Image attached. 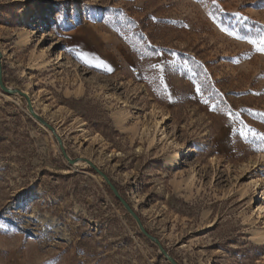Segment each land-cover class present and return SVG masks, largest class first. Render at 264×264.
Returning <instances> with one entry per match:
<instances>
[{"label": "rangeland", "instance_id": "1", "mask_svg": "<svg viewBox=\"0 0 264 264\" xmlns=\"http://www.w3.org/2000/svg\"><path fill=\"white\" fill-rule=\"evenodd\" d=\"M261 33L264 0H0L4 82L55 130L0 89V264H171L84 160L179 264H264L261 142L210 107L264 134Z\"/></svg>", "mask_w": 264, "mask_h": 264}, {"label": "snow or ice", "instance_id": "2", "mask_svg": "<svg viewBox=\"0 0 264 264\" xmlns=\"http://www.w3.org/2000/svg\"><path fill=\"white\" fill-rule=\"evenodd\" d=\"M199 2L204 3L205 0H199ZM246 19V18H245ZM224 30V29H222ZM227 31V30H225ZM228 35L230 36H235L237 39H245V37L238 36L235 32L228 31ZM247 42L251 45L254 46L255 51L261 54H264V33H261L258 37L256 38H248ZM79 59L83 61V63L89 67H97V68H103L105 72L111 73L113 69L107 65L104 61H97L96 63H93L92 60L85 58L84 56H79ZM152 69L155 71L159 72L161 75L159 77L160 83L164 84V65L162 64H153ZM174 67V66H173ZM186 67V66H185ZM191 71V70H189ZM189 79L192 80V83L195 85V91L197 93L201 94V100L205 105H209V99L208 97L203 95V84L201 81L195 79L192 75L189 76ZM207 78L204 80V84H207ZM165 92H167V85H164ZM214 89L210 90L213 91ZM256 95H259V93H255ZM169 99H171V95L169 94ZM211 110L213 112H218L222 111L226 116H228L230 121H238L239 122V134L242 136L245 141H248L249 139V133H251L252 137H255L261 142V147H259L257 150L258 151H264V134H258L254 130L250 129L247 124L240 118V113L239 112H233L231 108L225 107V108H218L217 104H211L210 105ZM250 111V110H248Z\"/></svg>", "mask_w": 264, "mask_h": 264}, {"label": "water", "instance_id": "3", "mask_svg": "<svg viewBox=\"0 0 264 264\" xmlns=\"http://www.w3.org/2000/svg\"><path fill=\"white\" fill-rule=\"evenodd\" d=\"M2 53L0 51V89L5 92L6 94L8 95H13V96H21L23 98H25V100L27 101V106H28V110H29V113L30 115L35 119L37 120L39 123H41V125L47 127L51 132L54 133V129L53 127H51L41 116H39L35 110L33 109V106H32V103H31V100L29 98V96L21 91V90H18V89H12V88H9L5 82H4V79H3V69H2ZM59 143H60V146H61V149H62V153L64 155V157L68 160L69 164L71 165H76L80 160H83V159H70L69 156L67 155L65 149L63 148L62 146V143L61 141L59 140ZM86 163H88L91 168L93 170H95L100 176L103 177V179L105 180L106 184L108 185V187L111 189V191L113 192L114 196L120 201V203L124 206V208L127 210V212L133 217V219L136 221V223L138 224L141 232L143 233L144 236H146L148 239H150L153 243H155L160 252L162 253V255L171 263V264H179L171 255H169V253L164 249V247L161 245L160 241L153 237L152 235H150L147 230L144 228L143 224H142V221L140 219V217L137 215V213L133 210V208L129 205V203H127V201L121 197L119 191L117 190V188L115 187V185L112 183V181L110 180V178L105 174L103 173L100 169H98L91 161L89 160H84Z\"/></svg>", "mask_w": 264, "mask_h": 264}, {"label": "bare ground", "instance_id": "4", "mask_svg": "<svg viewBox=\"0 0 264 264\" xmlns=\"http://www.w3.org/2000/svg\"><path fill=\"white\" fill-rule=\"evenodd\" d=\"M58 57H60V56H58ZM186 153L187 152H183V153L182 152H178L174 156V159H173L174 162H173V165L172 166H174L175 169H178L181 166L180 165V160L183 158V156H185ZM177 155H179V156L177 157ZM260 182H261V179L260 178H252L250 180L249 184H248V187H253L256 190H259L260 187H261ZM258 200H261V202L264 200V196L262 195V192L261 191L258 193V196H257L256 201H258ZM256 201L255 202H251V204L252 205L256 204ZM253 213L255 215H258L259 217H261L262 216V208L259 207L258 205H255ZM261 235H262V228L259 227L257 229V231H256V236L257 237H261Z\"/></svg>", "mask_w": 264, "mask_h": 264}]
</instances>
